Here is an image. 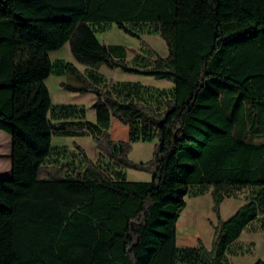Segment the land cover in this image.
Here are the masks:
<instances>
[{
    "label": "trees",
    "instance_id": "obj_1",
    "mask_svg": "<svg viewBox=\"0 0 264 264\" xmlns=\"http://www.w3.org/2000/svg\"><path fill=\"white\" fill-rule=\"evenodd\" d=\"M109 25L137 39L132 28H152L168 56L128 64L97 38ZM67 44L93 70L171 82V97L159 109L137 95L142 86L117 84L124 98L100 88L96 75L51 61ZM57 67L82 84L67 90L97 96L95 123H52L50 114L71 110L53 106L45 84ZM112 119L129 127V142L110 138ZM77 127L118 179L83 149L82 171L54 165L53 135ZM0 131L11 138L10 178L0 179V264H226L261 213L254 200L220 217L228 190L264 191V0H0ZM151 138L152 181L126 180L123 169H145L129 161L132 145ZM201 187L212 188L219 219L212 250L180 249L179 218Z\"/></svg>",
    "mask_w": 264,
    "mask_h": 264
},
{
    "label": "rangeland",
    "instance_id": "obj_2",
    "mask_svg": "<svg viewBox=\"0 0 264 264\" xmlns=\"http://www.w3.org/2000/svg\"><path fill=\"white\" fill-rule=\"evenodd\" d=\"M140 39L133 38L115 25H109L105 32L97 34L101 44L115 50V56L124 53L125 60L131 65H148L155 54L166 58L168 48L165 41L155 33L152 28H132ZM52 62L62 61L64 64H73L84 76L94 78L96 75L100 81V88L115 90L121 94L118 85H139L145 88L143 93L144 101L162 109L164 99L171 97L172 83L159 81L152 77L128 74L120 69H111L106 65L100 66L98 70L80 65L73 58L69 45H65L60 51L50 54ZM51 96L53 106H68L71 108L66 116L55 118L50 114L49 118L57 127L64 123H95L96 113L93 109L97 102L94 93L67 90L65 85L80 88L77 77L66 76L62 67H57L54 73L45 82ZM116 88V89H115ZM118 88V89H117ZM164 90L160 94L157 91ZM137 97V96H136ZM84 111L81 118L80 111ZM72 136L53 135L52 147L55 166L67 165V173L75 174L82 171L85 166L83 149L88 159L95 164H102L105 173L118 179V168L108 161L99 162L100 153L97 144L88 131L77 128L70 129ZM109 136L114 141L129 142V127L118 120L113 121ZM157 141L153 138L147 141H140L132 145L128 155L129 161L137 166H143L144 170L125 168L126 180L130 182H151L153 179L152 163L156 152ZM104 160V158H103ZM11 173V138L8 134L0 131V179H9ZM211 187L194 188L191 195L187 197V207L181 214L176 228L177 246L180 249H196L202 243L208 250H212L219 219L215 213L214 200L211 195ZM255 189L232 188L225 193V200L220 206V217L222 221H228L237 211L250 201L260 203L261 213L257 223L244 231L239 241L233 245L228 253L226 264H256L264 260V191L258 194Z\"/></svg>",
    "mask_w": 264,
    "mask_h": 264
},
{
    "label": "crops",
    "instance_id": "obj_3",
    "mask_svg": "<svg viewBox=\"0 0 264 264\" xmlns=\"http://www.w3.org/2000/svg\"><path fill=\"white\" fill-rule=\"evenodd\" d=\"M116 119H112V121H111V128H112V125H113V121H115Z\"/></svg>",
    "mask_w": 264,
    "mask_h": 264
}]
</instances>
